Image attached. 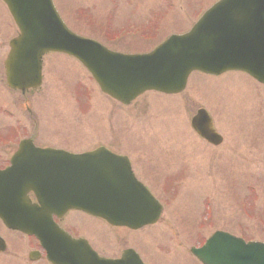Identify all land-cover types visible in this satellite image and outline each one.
Wrapping results in <instances>:
<instances>
[{"label":"rangeland","instance_id":"374dc122","mask_svg":"<svg viewBox=\"0 0 264 264\" xmlns=\"http://www.w3.org/2000/svg\"><path fill=\"white\" fill-rule=\"evenodd\" d=\"M216 1L55 3L73 31L114 50L136 53L150 51L171 33L189 29L200 12ZM127 30L131 32L127 34ZM16 34L0 0V139L17 142L32 136L38 143L74 152L106 145L127 154L154 194L167 202L160 222L141 232L144 244H153L146 254L151 264H199L190 255V248L219 229L236 234L241 231L247 238L264 241L263 85L243 72L215 77L193 73L183 93L148 92L124 106L105 96L75 58L49 53L44 57L41 89L23 95L3 84V61L9 40ZM199 108L212 116L222 135L219 144L209 145L195 136L190 120ZM10 152V143H0V163ZM163 157H168L166 163ZM208 208L212 214L206 220ZM89 234L98 243L93 241L99 252H119L116 242L109 245L101 239L105 235L102 231ZM120 242L135 244L129 235ZM33 246L28 243L22 253L3 256L0 264H45L27 258L25 252Z\"/></svg>","mask_w":264,"mask_h":264},{"label":"water","instance_id":"95a60500","mask_svg":"<svg viewBox=\"0 0 264 264\" xmlns=\"http://www.w3.org/2000/svg\"><path fill=\"white\" fill-rule=\"evenodd\" d=\"M3 1L20 30L19 35L10 42V51L5 61L7 82L10 87L23 92L40 86L42 56L49 51L76 57L91 72L102 92L124 104H129L148 90L180 92L194 70L215 75L230 70L244 71L264 83V0H219L191 30L171 35L153 51L142 54L112 51L96 40L75 34L65 25L52 0ZM209 119L206 111L200 110L193 118L192 125L200 134L217 144L221 137L216 134ZM203 125L206 128L202 131ZM104 151L100 148L74 157H79L81 166L93 162L92 155L96 157L95 181H101L102 189L108 191V196L103 201L97 200L96 207L100 210H95L96 213L103 215L102 211L112 209V205L116 203L122 204L116 207L119 213L123 204L127 203L132 211L137 212L138 218L134 226L135 223H154L159 216L160 207L146 189L131 179L125 198L120 184H109L103 176L104 169H108L112 175L116 169L112 167L113 163H109L108 167L103 165V161L97 163L96 160ZM51 153L67 154L64 151ZM55 155L50 154V157ZM119 163L116 175L120 183H124V175L128 173L130 178L132 175L125 158H121ZM54 171L62 172L55 160L49 165V172L44 174L43 180L50 181L51 176L53 179L51 173ZM17 191L14 192L16 198ZM107 199L110 201H106ZM0 215H4V210L0 209ZM120 224L127 223L117 222V225ZM10 225L29 233L35 232L36 235L37 229L42 228V223L35 220L15 219L10 221ZM84 246L88 247L86 244ZM85 250L92 259V250ZM193 252L204 264H264V243H246L241 238L221 231L216 232L202 248L194 249ZM49 257L54 264L88 263L87 256L81 252H76L74 257L69 251L67 257L60 258L51 249ZM118 264L128 263L120 261ZM129 264L142 263L131 259Z\"/></svg>","mask_w":264,"mask_h":264},{"label":"flooded vegetation","instance_id":"af4514ba","mask_svg":"<svg viewBox=\"0 0 264 264\" xmlns=\"http://www.w3.org/2000/svg\"><path fill=\"white\" fill-rule=\"evenodd\" d=\"M10 155V154H9ZM10 159L9 156L7 158H5L4 160H6V164H4L2 167H7L10 164ZM31 195V194H30ZM31 198H34L31 195ZM84 214V213H82ZM86 215V214H85ZM88 216V215H87ZM58 222L60 221V219L58 217H54ZM68 216H66L65 218H63L61 220V224L66 223ZM69 232L71 234H78L81 235L80 232L83 231V226L79 225L77 223V221L75 220H70L69 224ZM18 235V237H17ZM0 236L4 239L5 241V247H3V249H0V258H2L3 256H15L14 254H19L22 253L25 249H26V245L28 246V243H32L34 244V246L31 248H29L30 250H28L27 252H25V254L27 255V258L32 262V258H37L38 260H43V262H47L46 258H45V252L43 250V248L41 247L40 243L37 241V239L33 236H28L25 235L19 231L13 230L8 228L0 219ZM121 241V236L118 239V241ZM117 241V242H118ZM91 246L93 247V243L91 244ZM95 247V246H94ZM8 257V258H9ZM5 261V260H4ZM8 263V261H6V264ZM48 263V262H47ZM46 264V263H45Z\"/></svg>","mask_w":264,"mask_h":264},{"label":"bare ground","instance_id":"6f19581e","mask_svg":"<svg viewBox=\"0 0 264 264\" xmlns=\"http://www.w3.org/2000/svg\"><path fill=\"white\" fill-rule=\"evenodd\" d=\"M157 161L161 162L160 160H157ZM163 163H164V162H163ZM159 233L162 234V232H160V231H159Z\"/></svg>","mask_w":264,"mask_h":264}]
</instances>
